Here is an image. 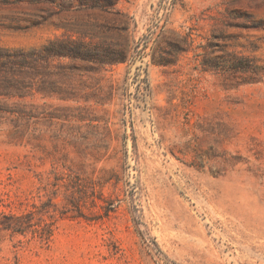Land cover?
<instances>
[{
	"label": "rangeland",
	"instance_id": "obj_1",
	"mask_svg": "<svg viewBox=\"0 0 264 264\" xmlns=\"http://www.w3.org/2000/svg\"><path fill=\"white\" fill-rule=\"evenodd\" d=\"M70 38L0 117V264H264V0H0V49Z\"/></svg>",
	"mask_w": 264,
	"mask_h": 264
},
{
	"label": "trees",
	"instance_id": "obj_2",
	"mask_svg": "<svg viewBox=\"0 0 264 264\" xmlns=\"http://www.w3.org/2000/svg\"><path fill=\"white\" fill-rule=\"evenodd\" d=\"M93 60L96 59L91 50L71 38L50 41L40 49H0V99H18L13 105L3 102L0 117L13 116L18 120L25 117L26 105L22 101L28 97L31 84L38 87V92L45 90L49 97L56 96L62 90V77L53 68L66 66L64 61L71 67L78 61ZM122 60L114 59L109 64L118 65Z\"/></svg>",
	"mask_w": 264,
	"mask_h": 264
}]
</instances>
